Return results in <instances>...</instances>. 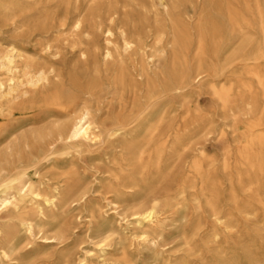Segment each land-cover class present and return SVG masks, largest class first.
I'll return each instance as SVG.
<instances>
[{
  "label": "bare ground",
  "instance_id": "bare-ground-1",
  "mask_svg": "<svg viewBox=\"0 0 264 264\" xmlns=\"http://www.w3.org/2000/svg\"><path fill=\"white\" fill-rule=\"evenodd\" d=\"M262 61L264 0H0V264H264Z\"/></svg>",
  "mask_w": 264,
  "mask_h": 264
},
{
  "label": "rangeland",
  "instance_id": "rangeland-1",
  "mask_svg": "<svg viewBox=\"0 0 264 264\" xmlns=\"http://www.w3.org/2000/svg\"><path fill=\"white\" fill-rule=\"evenodd\" d=\"M8 29V28H6ZM4 29V30H6ZM253 39H256L257 41L260 40V31L259 30H247ZM260 66L261 68H264V61L260 62ZM250 67H246L245 65L243 66H239L238 68H235L233 70L232 73H229L225 79V83L228 85L230 84V82L232 83L233 80L235 79V82H237L238 80H240L243 84H245V87L242 88L240 86H238L237 83H235L236 85V91H241L243 93V95L245 96L244 101L245 102H249V98H250V93L249 91H247L249 89V87L251 88V90L256 93L257 95L261 94V90L258 86V84L256 83V81L250 76L249 74V70ZM235 73V74H233ZM214 85L219 86L221 83H223L224 81L221 80H215L213 81ZM196 88H198L197 90V94L192 95L191 97L187 98L186 101V107H188L189 110V123L191 121V123H193L192 125H200V124H204V125H208L210 127H215V128H220V127H225L224 125H232L233 123L231 122V120L228 119H223L222 117H220V111L218 110L217 104L212 100V98L206 94L207 90H208V86H198L196 85ZM260 98V96H259ZM201 114L202 116L198 115ZM179 116H183L184 117V111H180L179 112ZM249 118V117H248ZM247 117H239V120L237 122V126L241 129L244 130V128H246L247 124H248V119ZM183 119V118H182ZM185 120H183V122H185ZM228 131V139L231 140L232 139V134L231 131ZM103 203V202H102ZM79 242H80V246L78 248H75L73 250L69 249H64L63 245H57L56 243H53L51 245H49L48 247L44 248V253L45 255L48 257V261L53 262L56 259H58L59 255L64 252V254L68 255L69 258H74L75 256L78 257L79 256V252L80 249L79 248H83V249H93L90 241H87L86 235L84 233V229L83 227H79ZM165 251H167V254L170 253V255L172 256H178L179 252H177V249L174 248V244L173 243H168L164 248ZM140 264H143V262H141Z\"/></svg>",
  "mask_w": 264,
  "mask_h": 264
}]
</instances>
